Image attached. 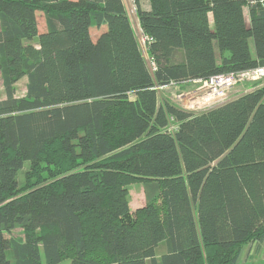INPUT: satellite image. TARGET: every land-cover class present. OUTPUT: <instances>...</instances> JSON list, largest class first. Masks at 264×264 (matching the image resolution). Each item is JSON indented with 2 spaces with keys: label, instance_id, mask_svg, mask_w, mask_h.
I'll return each instance as SVG.
<instances>
[{
  "label": "trees",
  "instance_id": "1",
  "mask_svg": "<svg viewBox=\"0 0 264 264\" xmlns=\"http://www.w3.org/2000/svg\"><path fill=\"white\" fill-rule=\"evenodd\" d=\"M147 1L151 71L122 0H0V264H238L263 242L264 87L195 113L158 88L263 67L264 0Z\"/></svg>",
  "mask_w": 264,
  "mask_h": 264
},
{
  "label": "rangeland",
  "instance_id": "2",
  "mask_svg": "<svg viewBox=\"0 0 264 264\" xmlns=\"http://www.w3.org/2000/svg\"><path fill=\"white\" fill-rule=\"evenodd\" d=\"M123 4L125 6L127 15L130 19L133 31L135 33V36L137 38L138 44L140 46L141 52L143 54V57L146 61V65L148 67V69L151 71L152 70V64L149 63L147 54H146V50H145V43H146V39L142 33V31L140 30L139 26H138V22H137V18H136V14L134 11V7H133V3L132 0H122ZM144 2L142 3V8L145 5V0H143ZM145 7V6H144ZM244 17H245V21L248 24L249 22V17H248V7L244 8ZM36 21H37V29L39 33H43L45 31V21H44V16L41 12H38L36 14ZM209 21L211 24V16L209 15ZM212 28V26H211ZM105 30V27L102 26L100 28H97L95 26H92L90 28V36L91 39L93 41L96 40V38L98 37V35L103 32ZM30 44H36L37 43V39L34 38L32 41L29 42ZM255 87V84H241L238 86L233 87L226 96V99L224 102L234 99L242 94H245L246 92H251L253 91ZM192 88L190 87L188 90H191ZM182 89L180 87H173V86H166L163 88H158V98H159V102H168L171 105L175 106L176 108L188 112V113H195L193 112V110L189 109V108H185V106L183 105V103L181 101H178L175 96L177 94H180L182 92ZM26 92V79L22 78L21 80H19L17 82V84L15 85V96L16 97H22L25 95ZM0 93H1V99L3 100L5 98L4 93H3V89H2V85H1V81H0ZM223 102V103H224ZM197 112V111H196ZM28 169V164L25 163L21 172L18 174L17 179L19 182V186L20 188L24 185V172ZM24 187V186H23ZM22 187V188H23ZM21 188V189H22ZM127 198H128V205H129V209L131 212L135 213L138 209L142 208L145 205V199H144V194H143V186L142 183L140 182H134L132 184H129L127 187ZM20 231L19 230H15L13 232V236L17 237L19 236ZM156 252V257H160L161 254H163L164 252V246L160 245L156 248L155 250ZM254 255V249L248 248L246 247L243 251L242 254L240 256L239 259V263L238 264H243V260L245 257L249 256H253ZM246 259V261H247Z\"/></svg>",
  "mask_w": 264,
  "mask_h": 264
},
{
  "label": "built area",
  "instance_id": "3",
  "mask_svg": "<svg viewBox=\"0 0 264 264\" xmlns=\"http://www.w3.org/2000/svg\"><path fill=\"white\" fill-rule=\"evenodd\" d=\"M262 7H264V2H262ZM145 39L147 41V38ZM188 84L190 86L177 94L175 98L181 101L185 108H189L193 112H203L223 104L227 93L235 86L255 84L254 89L264 87V66L241 72L216 75L205 80L197 79L190 81ZM170 86L176 87L172 84ZM190 87L192 89L188 90ZM262 101L264 103V94ZM247 247L254 249V244Z\"/></svg>",
  "mask_w": 264,
  "mask_h": 264
},
{
  "label": "crops",
  "instance_id": "4",
  "mask_svg": "<svg viewBox=\"0 0 264 264\" xmlns=\"http://www.w3.org/2000/svg\"><path fill=\"white\" fill-rule=\"evenodd\" d=\"M143 2L144 1L141 0V3H143ZM144 6H143V9L144 10H148L149 9V4H148V1L147 0H145V5ZM45 31H46V27H45ZM34 45H36V44H34ZM59 264H69V261L68 260H64V261H62ZM245 264H264V240L257 247V249L254 252V255L248 257V259H247V261H246Z\"/></svg>",
  "mask_w": 264,
  "mask_h": 264
}]
</instances>
